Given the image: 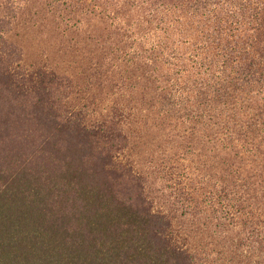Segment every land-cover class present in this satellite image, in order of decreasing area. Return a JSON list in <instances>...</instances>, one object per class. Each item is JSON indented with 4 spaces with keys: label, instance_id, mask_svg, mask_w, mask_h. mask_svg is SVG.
<instances>
[{
    "label": "trees",
    "instance_id": "1",
    "mask_svg": "<svg viewBox=\"0 0 264 264\" xmlns=\"http://www.w3.org/2000/svg\"><path fill=\"white\" fill-rule=\"evenodd\" d=\"M105 1L131 11L126 26L153 7L198 55L177 58L185 66L174 85L184 79L191 98H204L207 119L232 140L227 160L246 159L249 184L232 193L264 218V0ZM11 22L0 18V264H204L207 255L176 245L143 178L119 161L130 144L121 114L87 126L69 111V77L17 73L22 51L5 39Z\"/></svg>",
    "mask_w": 264,
    "mask_h": 264
},
{
    "label": "rangeland",
    "instance_id": "2",
    "mask_svg": "<svg viewBox=\"0 0 264 264\" xmlns=\"http://www.w3.org/2000/svg\"><path fill=\"white\" fill-rule=\"evenodd\" d=\"M154 10L135 11L126 26L131 11L105 0H0V18L12 19L5 39L22 51L17 73L69 77V111L87 126L121 114L130 144L119 161L143 178L151 212L170 221L176 245L207 255L204 264H264L263 213L253 219L232 193L249 184L246 159L232 160L242 168L232 171V140L207 119L204 98H191L184 79L174 85L185 66L177 58L198 55Z\"/></svg>",
    "mask_w": 264,
    "mask_h": 264
}]
</instances>
